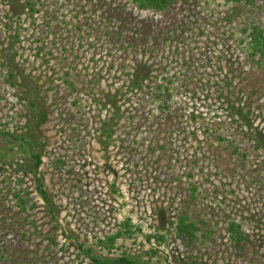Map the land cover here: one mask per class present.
<instances>
[{"label":"rangeland","instance_id":"obj_1","mask_svg":"<svg viewBox=\"0 0 264 264\" xmlns=\"http://www.w3.org/2000/svg\"><path fill=\"white\" fill-rule=\"evenodd\" d=\"M255 28L264 0H0V264H97L80 244L139 264H264Z\"/></svg>","mask_w":264,"mask_h":264},{"label":"trees","instance_id":"obj_2","mask_svg":"<svg viewBox=\"0 0 264 264\" xmlns=\"http://www.w3.org/2000/svg\"><path fill=\"white\" fill-rule=\"evenodd\" d=\"M174 0H135L142 8H151L154 10H163L166 9L170 4H172ZM225 1H233V0H225ZM237 1V0H234ZM251 49H252V56H259L261 61H264V32L255 28L252 30L251 33ZM34 158L36 159V167L41 165V157L39 155H35ZM43 185L39 181V190L40 193L47 199V195L45 190L42 188ZM125 230L122 232H118L116 235L109 236L104 240H100L101 245L107 247L109 249L115 246L116 239L121 237V235L129 234L131 226L129 224H125ZM196 227L192 223H188L186 218H183L182 221L178 224V232L179 235L182 237L187 238L188 240L192 239L196 232ZM230 231L233 237H237L238 240L242 239L241 235V228L238 224L231 223ZM81 249L89 256H91L92 260L97 264H139L138 261L131 257H121L115 259H101L100 257L94 256L92 250L80 244Z\"/></svg>","mask_w":264,"mask_h":264}]
</instances>
